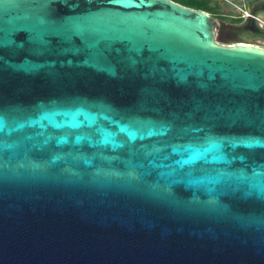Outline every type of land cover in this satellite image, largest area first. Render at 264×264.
Here are the masks:
<instances>
[{"label":"water","instance_id":"1","mask_svg":"<svg viewBox=\"0 0 264 264\" xmlns=\"http://www.w3.org/2000/svg\"><path fill=\"white\" fill-rule=\"evenodd\" d=\"M250 15L0 0V264H264Z\"/></svg>","mask_w":264,"mask_h":264},{"label":"rangeland","instance_id":"2","mask_svg":"<svg viewBox=\"0 0 264 264\" xmlns=\"http://www.w3.org/2000/svg\"><path fill=\"white\" fill-rule=\"evenodd\" d=\"M211 6L217 10L213 15L217 25V33L221 27L220 22L233 24V20L240 16L243 10L249 9L258 0H209Z\"/></svg>","mask_w":264,"mask_h":264},{"label":"flooded vegetation","instance_id":"3","mask_svg":"<svg viewBox=\"0 0 264 264\" xmlns=\"http://www.w3.org/2000/svg\"><path fill=\"white\" fill-rule=\"evenodd\" d=\"M262 1H264V0H258V1H256V2H254V5L255 4H257V3H260V2H262ZM254 5H252L249 9H247V10H243V12L241 13V15L240 16H238L237 18H236V21L237 22H234V25H245L244 26V28H243V30H244V32L246 33V34H248L247 36L248 37H251V36H249V34H251V33H256V29H255V25L252 23V21H248L247 22V20H248V18L251 16L250 15V13H251V11H252V7L254 6ZM212 18H214L213 17V14H211V13H208ZM215 19V18H214ZM247 22V23H246ZM256 22H257V24L260 26V28H262V29H264V17L263 16H258L257 18H256ZM228 35L226 36V38H228V39H231V40H233V38H235V37H237L236 36V32H228L227 33Z\"/></svg>","mask_w":264,"mask_h":264},{"label":"trees","instance_id":"4","mask_svg":"<svg viewBox=\"0 0 264 264\" xmlns=\"http://www.w3.org/2000/svg\"><path fill=\"white\" fill-rule=\"evenodd\" d=\"M176 3H180L182 5H186L188 7L197 9V10H202L207 13H211L213 15L217 14V10L211 6L209 0H172ZM234 22H237L235 19L233 20Z\"/></svg>","mask_w":264,"mask_h":264}]
</instances>
